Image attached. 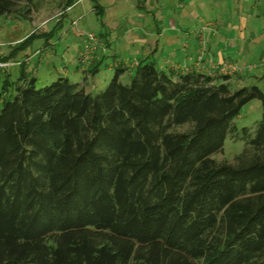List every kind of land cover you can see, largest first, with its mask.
Here are the masks:
<instances>
[{
  "label": "trees",
  "instance_id": "trees-1",
  "mask_svg": "<svg viewBox=\"0 0 264 264\" xmlns=\"http://www.w3.org/2000/svg\"><path fill=\"white\" fill-rule=\"evenodd\" d=\"M31 3L0 0V18ZM16 63L0 81V264H264L260 90L146 60L91 95L63 77L37 89ZM252 100L260 120L238 129ZM229 137L241 152L212 159Z\"/></svg>",
  "mask_w": 264,
  "mask_h": 264
},
{
  "label": "rangeland",
  "instance_id": "rangeland-1",
  "mask_svg": "<svg viewBox=\"0 0 264 264\" xmlns=\"http://www.w3.org/2000/svg\"><path fill=\"white\" fill-rule=\"evenodd\" d=\"M217 1L208 0L203 3L205 6H200L196 22L199 19L203 23L209 21L224 32L219 36L224 35L222 38H228L231 42L229 59L236 60V65L240 68L258 63L256 55L262 54L264 50V0H262L260 8L253 5L250 0L248 3L239 0V4L231 0ZM67 3L68 0H32L27 13L25 8L19 7L18 16L11 15L0 18V44L3 43L1 45L3 51L9 52V50L19 47L17 45L20 43L19 39L24 40L34 33V37L26 45L16 50L15 60L22 65L21 70L35 78L37 89L50 85L58 78L63 77L67 71L69 74L66 77L71 83L81 86L84 81L82 85L85 91L96 95L103 91L113 78L115 66L118 65L117 68L120 67L124 70L119 81L121 84L127 85L134 76L132 69L136 62L141 61V64H144L146 60H150L156 67L162 69L171 68L174 73L178 71L193 72L192 69H188L191 63L183 60L185 50L183 39H176L174 33L170 32L172 30L169 18H167V16L183 17V14L188 13L191 8L185 6L184 9L175 8L171 6L169 0H76L73 7L69 8L66 7ZM218 3H221V6H216ZM237 10L239 16L247 19L246 30H239L242 38H239L238 44L231 39L233 29L229 32L222 30L224 27L222 22L227 17H232L234 21L237 20L234 16ZM254 16L258 17L250 20ZM196 22L190 20L186 24L185 31L190 33L188 34L190 38H193L191 33L199 27L198 25L197 28L194 27ZM176 24L174 23V27ZM160 31L162 33L158 37ZM87 33L95 36L97 43L86 51L83 48V34ZM251 33L253 34L252 39L250 38ZM134 37L143 38L144 44L135 43ZM102 41L104 45L107 44L103 47L104 52H102L103 48L99 47ZM217 42L216 38H211L204 42L201 49L206 53H215L214 51L220 48L219 45L216 46ZM225 43L226 41H224V45ZM156 44L157 46H155ZM192 51L190 48L188 54ZM81 55L82 59L85 58L84 61H81ZM94 58L97 70L91 75L85 68L90 66L89 64ZM180 60H183V63L185 62L188 66L183 67V63L181 65L175 62V64L171 63V61ZM10 68L9 75L4 71L0 74V81L9 78L13 82L18 77L20 67L17 65ZM78 69H84V72L80 73L77 71ZM261 71H263L261 65L253 71H244L241 84L229 86L230 89L236 91L241 88L256 87L264 94V81H255L249 77L261 78ZM205 75L219 80V83L224 81L220 79L225 78H218L222 76L221 73L213 74L211 69L205 72ZM234 76L227 75L226 81ZM260 117V103L252 100L241 109L234 123L238 129L253 128ZM242 148L241 140L232 137L226 138L222 150L213 155L212 159L231 163Z\"/></svg>",
  "mask_w": 264,
  "mask_h": 264
},
{
  "label": "crops",
  "instance_id": "crops-1",
  "mask_svg": "<svg viewBox=\"0 0 264 264\" xmlns=\"http://www.w3.org/2000/svg\"><path fill=\"white\" fill-rule=\"evenodd\" d=\"M206 1H208V0H169L171 6H174L175 8L180 9V8H183L184 6L187 7V8H191V10L188 13L185 12L183 14V17H179V16H176V17L175 16H173V17L169 16L168 17L167 16V18H169L168 21L170 23V28L172 30L170 32L174 33L173 35H175L176 39L177 38H179V39L182 38L183 39V47L185 48L183 60L189 61V63H191V65H190V67H188V69H192L193 62H195L196 58L201 53L204 54V57H203L204 60L209 57L215 62L225 61V62H231V63H235L236 64V60L232 61V59H229V55L231 54L230 53L231 42H229L228 38H226V39L224 38L225 39L224 40L222 38L224 35H222V37H221V35L219 36V34H224V32L221 31L219 29V27L216 26L214 23H211L209 21H206L205 23H203L201 21V19H199L196 22L197 13L200 12L199 8H200V6L204 7L205 4H203V3H205ZM219 1L220 0H218L217 2H219ZM231 1H235L236 4H239V0H231ZM243 1L248 3V0H243ZM250 1H252L253 5H256L257 8H260V6L262 5V0H250ZM221 3H218L216 6H219V5L221 6ZM72 7H73V5H72ZM96 7H99V6H96ZM251 10H254V9L251 8ZM234 16H235V19H237V20L234 21V19L232 17H227V19H225L224 22H222V25H224V27H222L223 28L222 30L229 32V31H231V29H233L232 30L233 31V37H231V39H233L234 42H236L238 44L239 38H242V34L240 33L239 30H244V31L246 30L247 19L245 17L239 16L238 10L235 12ZM257 17L258 16H254V18L252 17V19H250V20L256 19ZM190 20H195V22H196V24L194 26L195 28H197V25L199 26L194 32L191 33V34H193V38L192 37L190 38L188 36V34H190V33L189 32L187 33V31H185L186 30L185 27L187 26L186 24ZM174 23H177L176 27H174ZM179 25H181V27H178ZM206 25H209V27H207ZM232 25H234V26H232ZM219 26H220V24H219ZM161 33H162V31H160V34H158L157 36L160 37ZM263 33H264V30H263ZM170 37H172V36H170ZM211 38L212 39L216 38V41H218L216 46L218 47V45H219L220 48H218L216 50V48L214 47L215 48L214 50H216V51H214L215 53H211L210 54V53L204 52V50L201 49V46H203L204 42L209 41ZM250 38L251 39L253 38V34L252 33L250 34ZM102 40H105V39H102ZM19 41L21 42L22 39H19L18 42ZM134 41L137 44H141V43L144 44V39L143 38L134 37ZM224 41H226L225 45H224ZM101 43L102 44H100L99 47H102V48L105 47V45L103 44V41ZM0 45H3V43H1ZM172 45H173V43H172ZM155 46H157V44ZM190 48L193 51L190 52V54H188V50ZM224 48H225V51H224ZM104 51H105V49H104ZM2 52L4 54V58L8 57V55L10 54V50H9V52L2 50ZM77 55H78V53H77ZM236 55H238V54H236ZM256 57H258V60H257L258 63H252L250 66H253V68L250 69V70H245V71H248V72L253 71V70L257 69L258 66L261 65V67H263V71L260 72V74H262L261 78H257L255 76H249V77H250V79H254L255 81L259 80L260 82H263L264 81V50H263L262 54L259 53V54L256 55ZM183 60L182 61L181 60L180 61H171V63H173V64L176 63V64H180L181 65L183 63ZM7 61L18 62V61L14 60V59H9ZM95 63H96V59L94 58L92 60V62H90L89 65L90 66H94ZM258 64H260V65H258ZM183 66L187 67L188 65H186V63L184 62ZM87 67H89V66H87ZM10 69L11 68L5 70V72L7 74H10ZM85 70H87V68H85ZM165 70H169V71L173 72V70L171 68H167ZM77 71H79L81 73V72H84V69L83 70L78 69ZM1 73L2 72L0 71V74ZM175 73H182V72L178 71V72H175ZM243 73H244V71L241 72V73L235 74L234 77L227 79L226 83L229 86L240 85L241 82L243 81V79H242ZM26 74H28V73H26ZM68 74L69 73L67 71H65V73L63 74V78H67L68 79V77H66V76H68ZM220 80H223V79H220ZM216 81H219V80H216ZM223 82L221 81L220 83H223ZM82 84H83V82H82Z\"/></svg>",
  "mask_w": 264,
  "mask_h": 264
},
{
  "label": "built area",
  "instance_id": "built-area-1",
  "mask_svg": "<svg viewBox=\"0 0 264 264\" xmlns=\"http://www.w3.org/2000/svg\"><path fill=\"white\" fill-rule=\"evenodd\" d=\"M206 26L209 27V25H206ZM83 35H84L83 48L87 51V49H89L90 47L95 45L97 42H96L95 36H93L92 34L87 33V34H83ZM202 55L204 57V54L201 53L196 58L195 62H193V64H192V71L197 73V74L205 75V72H207L211 69L213 74L214 73H221L222 76H220L218 78H223V77H226L227 75H229V76L235 75L237 73H241L245 70H250L253 68V66H250V65H248L244 68H240L235 63L225 62V61L215 62L209 57L204 60V59H202ZM3 59H4V54L2 52L1 45H0V71L3 72L5 70L9 69L10 67H14V66L18 65V63H16V62L3 61ZM80 59H81V61H84L85 58L82 59V55H81ZM183 67H185V66H183ZM209 77H210V75H209Z\"/></svg>",
  "mask_w": 264,
  "mask_h": 264
}]
</instances>
